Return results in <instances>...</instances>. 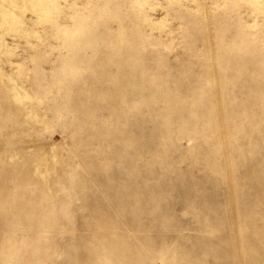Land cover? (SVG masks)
Segmentation results:
<instances>
[{"label":"rangeland","instance_id":"374dc122","mask_svg":"<svg viewBox=\"0 0 264 264\" xmlns=\"http://www.w3.org/2000/svg\"><path fill=\"white\" fill-rule=\"evenodd\" d=\"M7 1L0 264H264V0Z\"/></svg>","mask_w":264,"mask_h":264},{"label":"bare ground","instance_id":"6f19581e","mask_svg":"<svg viewBox=\"0 0 264 264\" xmlns=\"http://www.w3.org/2000/svg\"><path fill=\"white\" fill-rule=\"evenodd\" d=\"M17 1H18V0H17ZM28 1H30V2H34V1H37V0H28ZM40 1H41V0H40ZM43 1H45V0H42V2H43ZM250 1H251V0H250ZM258 1H259V0H258ZM7 2H8V3H12V4H11L12 7L14 6V5H13L14 0H8ZM53 2H54V0L52 1V3H53ZM256 2H257V1H256ZM260 2H261V1H260ZM34 4H35V3H34ZM54 4H55V3H53V5H54ZM45 6H46V5H45ZM55 6H56V5H55ZM12 7H11V9H12ZM14 7H16V6H14ZM14 7H13V8H14ZM36 8H38V7H36ZM55 8H56V7H55ZM25 10H26V9H25ZM37 10H38V9H37ZM51 11H52V10H51ZM55 12H56V11H55ZM16 13H18V12H16ZM16 13L14 12V14H12L11 16H10V14H8V17H7V14H6V18H3V19H4V20H7V22H2V23H0L1 26L3 25V23H7V24H8V23H11V24H13V25L17 28V30H18V28L21 27V23H22V22L19 23L18 21L15 20V18H17V14H16ZM48 14H50V13L48 12ZM38 17H39V16H38ZM49 18H51V17H49ZM3 19H2V20H3ZM4 20H3V21H4ZM46 21H47V20H46ZM15 27H13V29H14ZM1 28H2V27H1ZM10 29H11V28H10ZM15 33H16V31H15ZM0 46H2L1 42H0ZM8 79H9L10 81H12V83H13V85H12V87H11L12 90H14V92H15V93L13 94V97H14V98H17V99H18V98L20 99V98L22 97V95L25 94L24 92L27 91V90H26L25 88L22 89V90H24L23 94H22L20 91H18L17 89L15 90L14 87L17 86V84H15V83H16V80H15L14 78H8ZM18 89H19V88H18ZM14 98H13V100H14ZM40 180H41V179H40ZM45 182H46V181H45ZM45 182H44V183H45ZM8 259H9V258H8ZM5 262H6V261H5ZM10 262H11V261H10ZM3 264H4V263H3ZM6 264H8V263L6 262Z\"/></svg>","mask_w":264,"mask_h":264}]
</instances>
